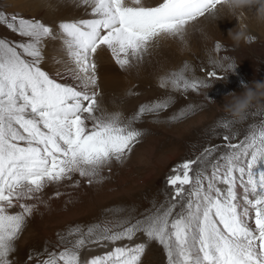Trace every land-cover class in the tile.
<instances>
[{
  "label": "snow or ice",
  "instance_id": "snow-or-ice-1",
  "mask_svg": "<svg viewBox=\"0 0 264 264\" xmlns=\"http://www.w3.org/2000/svg\"><path fill=\"white\" fill-rule=\"evenodd\" d=\"M221 0H80L90 18L61 21L59 31L40 19L0 11V25L24 38L0 39V264H15L16 242L38 205L39 194L73 176L100 183L113 161L123 163L143 132L133 125L164 111L173 99L140 105L130 118L101 106L98 50L127 71L162 37L183 40L189 24L216 18ZM79 6V5H78ZM62 41L72 82L45 71L46 41ZM222 45L215 44L219 52ZM228 57L211 60L209 79H223ZM189 65L159 78V87L187 93L209 87ZM129 96L137 95L131 90ZM181 116L184 115L182 112ZM176 120L177 117H172ZM231 121H224L228 129ZM209 148L175 165L166 178L164 203L143 219L106 220L59 233V251L45 248L38 264H81L88 245H116L143 233L163 248L166 264H264V123L237 143ZM226 149L218 156L220 148ZM79 180L73 183L78 187ZM223 186V187H221ZM56 196L61 193L57 191ZM15 209V211H13ZM146 244L115 246L86 264H142ZM33 259L32 255L28 260Z\"/></svg>",
  "mask_w": 264,
  "mask_h": 264
},
{
  "label": "rangeland",
  "instance_id": "rangeland-1",
  "mask_svg": "<svg viewBox=\"0 0 264 264\" xmlns=\"http://www.w3.org/2000/svg\"><path fill=\"white\" fill-rule=\"evenodd\" d=\"M61 1L0 0V11L9 15L18 14L25 18L40 19L49 26L53 25V29L58 32L59 22L81 19L77 17L62 19L56 13L54 15L55 9L61 5H67L66 1L76 3L75 0ZM53 18L56 19V22L49 23ZM254 19V16L246 14L247 30L255 39L250 43L241 44L239 47H235L229 39V30L235 29L239 24L237 18L217 19L209 17L200 19L193 24V31L198 32L195 34V39L190 38L194 40L193 48L187 46V48L180 50L176 53V62L167 66L163 64L165 67L159 65L162 63L157 65L156 62H151L150 64L143 60L139 64L140 66L133 67V74L130 72L132 83L127 87L117 88L119 87L117 83L121 85L123 83L122 76L125 70H113L108 74L98 72L99 88L96 90L100 92L101 106L109 112L119 111L126 118H130L142 104L167 99L169 96L173 99L164 111L158 114H146L133 125L144 133L140 142L135 145L123 163L112 162L111 165L114 168L109 165L102 171L103 179L99 183L100 185L98 184L100 188L97 187L98 185L95 186L97 183L89 184L87 178H82L77 174L73 176L71 181H64L57 188H54L56 185L46 188L43 193L39 194L43 203L37 200L29 201V203H36L38 208L28 220L19 240L16 242L17 250L13 256L15 264H38L39 260L46 258V255H41L46 247L49 251L62 250L57 248L59 244L57 234L65 235L70 227L81 225L86 228L106 220L130 219L134 223L136 219H143L146 214L154 210V202L156 207L164 203L165 192L168 190L165 181L175 165L186 159L195 158L205 148L223 145L225 141H223L222 136L225 134L231 138L232 143H237L243 140L253 125L259 126L264 123V106H255L250 110L248 118L243 123L232 122L228 129L221 126L224 121H230V117L223 111L225 97L231 93L243 92L245 85L254 81H264V25L257 23ZM209 30H215V34L210 35L212 31ZM206 32L210 33L211 39L208 40L204 37L207 35H205ZM0 39L19 42L24 38L0 25ZM50 41H46V43ZM165 41L166 39L163 40L162 44ZM54 43L55 49L62 48V41L59 39L55 40ZM216 43L222 45L219 52L214 50ZM106 51L103 48L98 50L95 57L98 67L102 65L100 62H103L102 58L99 57L102 54L104 57L108 52ZM150 51H152V55L155 52L154 48ZM61 54L67 56L66 53ZM106 55L111 56L110 53ZM225 56L228 57V60L225 61V67L227 64H232L235 66L234 70L224 71L217 68L218 75L225 78H207L206 72L213 67L210 61L222 59ZM46 61L45 58L42 67L53 75L54 73L47 68ZM185 64L189 65V74L194 69L195 75L209 80L210 86L202 87L198 91L190 90L187 93L159 87L160 77L166 76L172 71H179ZM141 67L143 71H141ZM70 68L67 67V70ZM135 68L140 70L136 71ZM107 78L109 80H106ZM143 79L145 83L142 84ZM130 90L137 95L129 96ZM182 112L184 113L183 116L180 115ZM174 116L177 117L176 120L171 119ZM225 150L221 147L220 152L215 155L218 156ZM143 154L145 156L141 160ZM259 170H264V163L260 164ZM76 180L82 184L73 187L72 185ZM78 190L79 192H77ZM57 191L61 193L60 196L55 195ZM78 193L82 195L79 196L80 198L86 199L81 200L85 203L76 202L77 199H80L76 195ZM71 197L75 199L73 200ZM44 215L51 216L46 217ZM138 243L146 244L142 264H166L162 246L154 241H149L143 233H138L132 241H119L116 245L108 242H103L105 246L88 245L81 250V264H86V261L94 256L111 251L115 246L134 247ZM29 255L33 257L31 261L28 260Z\"/></svg>",
  "mask_w": 264,
  "mask_h": 264
},
{
  "label": "bare ground",
  "instance_id": "bare-ground-1",
  "mask_svg": "<svg viewBox=\"0 0 264 264\" xmlns=\"http://www.w3.org/2000/svg\"><path fill=\"white\" fill-rule=\"evenodd\" d=\"M63 1V0H62ZM61 1V2H62ZM67 2V5H61L60 7H58V9H55V12H54V15L55 13L58 15V17L60 18H66V19H70L71 17H77V18H90L89 15H87V13L90 12V8H87L86 6L80 4V0H75V4L73 3V1L71 3H69L68 1ZM147 3L149 4H152L155 2V0H146ZM64 4V3H62ZM79 5V6H78ZM255 9H251V10H248V14L251 15V16H254L255 17V14L254 11ZM253 18V17H252ZM59 19V18H57ZM207 19V18H206ZM255 20V19H254ZM56 22V19L53 18L52 21H49V23H55ZM48 23V24H49ZM194 24V23H193ZM193 24H189V26L187 27V30H186V33H185V36L183 38V40L179 39V38H170V37H162L160 38L159 40V43H158V46L154 47V54L152 55L151 52L153 51H150V57L149 55H147L144 59V62H148L151 64V62L155 63L158 65V63H162V64H159L163 67H165L164 65H170V64H174L176 62V53H178L180 50H183V48H187L190 47V48H193L194 47V40L190 39L191 37H193L194 39L196 38L195 37V34H197L198 32H194L193 31ZM53 26V25H52ZM57 27V26H56ZM208 31V30H206ZM209 31H212L210 32L209 34L212 35V34H215V30H209ZM207 34V35H206ZM207 32L205 33L206 36H204L206 39H211L210 35H209ZM197 36V35H196ZM198 37V36H197ZM200 37V36H199ZM165 43L162 44L163 40H165ZM191 40V41H189ZM57 43V42H55ZM55 43L54 41H50L49 43H46V46L44 48V51H45V58H46V64L47 65V68H49L54 74L59 71L61 73V82H68V83H71L72 80H71V77L68 73V70H67V67H72V65L70 64L69 60H68V57L67 56H63V54L61 53H64L65 52L63 51V49H55ZM105 53V51H103ZM107 52V51H106ZM101 54V53H100ZM106 54H109L108 52ZM103 57V54L100 55L99 58H102L103 62L101 61L100 63H102V65H100L98 67V72H105L104 74H108L110 71H113V70H121L119 68L118 65L115 64V61L113 60V58L110 56V55H106ZM66 55V54H65ZM152 55V56H151ZM179 55V54H177ZM180 57V56H179ZM98 60V59H97ZM164 64V65H163ZM68 65V66H67ZM138 66V65H137ZM140 66V65H139ZM142 68V67H141ZM132 68H129L128 71H123L124 74H123V83L122 85L117 83L119 85V87L117 88H121V87H127L129 86L131 83H132V80H131V75L133 74L132 73ZM145 69V68H144ZM134 70H140V69H134ZM159 70V69H158ZM135 71V73H136ZM143 71V68L142 70ZM132 74H131V73ZM134 72V71H133ZM146 72V71H145ZM122 73V72H121ZM53 74V75H54ZM102 74V73H100ZM139 74V73H138ZM152 74V72H151ZM155 75V73H154ZM153 75V76H154ZM157 75V74H156ZM160 75V74H159ZM134 76V75H133ZM136 76V75H135ZM146 76V75H145ZM148 76V74H147ZM152 76V75H151ZM137 77V76H136ZM150 77V76H149ZM159 77V76H158ZM109 78V77H108ZM106 79V80H109V79ZM153 78V77H152ZM155 78V77H154ZM134 79V78H132ZM102 80V79H101ZM134 81V80H133ZM102 83V82H101ZM145 83L144 79L142 80V84ZM104 84H108V83H104ZM141 84V83H140ZM142 119V118H141ZM143 147V146H142ZM145 148V147H144ZM141 155V154H140ZM138 155V156H140ZM144 154L141 156V160L144 159ZM139 159V161H140ZM113 163H116V161H113ZM120 162H117V164H119ZM111 167H113L111 165ZM114 168V167H113ZM108 177V176H107ZM107 177H105L107 179ZM104 178V179H105ZM126 180V179H125ZM86 182V181H85ZM82 184V183H80ZM99 183H97L95 186H97ZM103 184V183H102ZM100 185V184H99ZM99 185L97 187H99ZM93 187V186H92ZM54 188H57V186H55ZM100 188V187H99ZM103 188V187H102ZM96 189V187H95ZM98 189V188H97ZM105 189V188H103ZM65 190V189H64ZM77 190V189H76ZM93 190V189H92ZM99 191V190H97ZM76 192V191H75ZM79 192V190L77 191ZM93 192V191H92ZM96 192V191H95ZM48 193V192H47ZM82 193V192H81ZM80 193L76 194L78 197L79 196H82ZM87 193V191H86ZM90 193V192H89ZM98 193V192H97ZM83 194V193H82ZM95 194V193H94ZM68 195V194H67ZM70 195V194H69ZM73 195V194H71ZM75 195V194H74ZM76 195L74 197H76ZM85 195V194H83ZM91 195V194H90ZM93 195V194H92ZM123 197V196H121ZM72 198V197H71ZM80 198V197H79ZM96 198V197H95ZM119 198V197H118ZM73 200L75 198H72ZM58 200V199H56ZM86 200L84 197L83 198H80V199H77L76 202L77 203H80V204H83L85 202H82V201ZM73 203V202H72ZM56 204V203H55ZM59 204V203H58ZM97 204V203H96ZM100 205V204H99ZM48 207V206H47ZM69 207V206H68ZM59 211V210H58ZM48 213V212H47ZM46 214V213H45ZM52 214V213H51ZM46 216V215H44ZM51 215H48L46 217H50ZM53 216V215H52ZM79 217V216H78ZM92 217V216H91ZM66 218V217H65ZM87 218V217H86ZM91 219V218H90ZM50 220V219H48ZM46 223V222H45ZM35 225V224H34ZM41 225V224H40ZM53 228V227H52ZM50 229V228H49Z\"/></svg>",
  "mask_w": 264,
  "mask_h": 264
},
{
  "label": "clouds",
  "instance_id": "clouds-1",
  "mask_svg": "<svg viewBox=\"0 0 264 264\" xmlns=\"http://www.w3.org/2000/svg\"><path fill=\"white\" fill-rule=\"evenodd\" d=\"M255 9V20L264 25V0H221L216 8V18L235 17L239 24L229 30V39L235 47L252 42L255 37L249 34L246 24L248 10ZM255 106H264V81H254L244 87V91L231 93L225 97L223 111L230 121L243 123L248 118L250 110Z\"/></svg>",
  "mask_w": 264,
  "mask_h": 264
}]
</instances>
